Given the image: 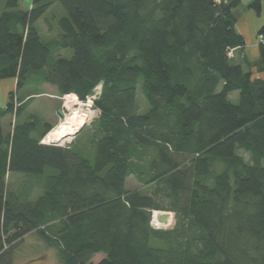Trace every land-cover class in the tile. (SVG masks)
<instances>
[{
  "label": "trees",
  "instance_id": "1",
  "mask_svg": "<svg viewBox=\"0 0 264 264\" xmlns=\"http://www.w3.org/2000/svg\"><path fill=\"white\" fill-rule=\"evenodd\" d=\"M55 1L0 0V79H15L0 107V264L31 232L62 264H264V80L238 56L240 0H58L60 33L44 41L35 25ZM248 7L260 13L261 0ZM257 35L264 70V23ZM28 80L80 98L100 86L76 150L40 143L51 126L35 136L31 118L3 132ZM129 175L171 201V228L151 226L166 208L126 189Z\"/></svg>",
  "mask_w": 264,
  "mask_h": 264
},
{
  "label": "rangeland",
  "instance_id": "2",
  "mask_svg": "<svg viewBox=\"0 0 264 264\" xmlns=\"http://www.w3.org/2000/svg\"><path fill=\"white\" fill-rule=\"evenodd\" d=\"M243 13L244 12L242 10V6L238 5V7L235 9L236 17L240 18V15H242ZM63 15H65V11L62 8L59 1L56 0L49 6L47 11L36 22L35 26L42 40L47 41L49 39H53L57 37V34L60 33L57 21ZM249 20H250L251 41H253L254 43H258L259 37L257 35V30L264 23V0H262V8L260 13H257L254 9H250ZM62 54L65 57H70L72 51L70 49H64L62 51ZM98 88H100V86ZM56 93L57 92L54 90L52 86L43 85L40 83H35L33 82V80H28L26 85L18 90L17 92L18 98L23 99V97L26 96L27 94H33V95L29 97L30 99L27 102L24 111L19 116L6 117L7 122L6 124H4V127L9 130L10 127L9 123L11 121H13L11 122V124H13L14 121L22 122L26 119L28 115H30L31 116L30 118L34 121L36 125V129H42L48 118L56 119L58 117L56 106L59 103V107H60L61 95H58ZM228 98L232 103H235L237 101V96L234 94H230ZM136 102L138 103L139 112H145L147 109V105L142 96L140 82L138 83L136 88ZM3 103H4V99L0 85V105H2ZM89 125L90 124L88 123L84 127H86L87 129ZM82 133H85V130ZM77 137L71 141V142L78 141L76 142L75 150L78 147H80V144L78 143H80V140L82 138L80 136V138L77 140ZM71 142L67 145H70ZM90 152L92 154L91 156L93 157V149H91ZM221 167H223V163L221 162H216L214 165V169L216 171H219ZM23 181H24V177L22 175L11 174L8 175L7 177L8 187L13 189H19ZM21 188L22 190L23 189L27 190L26 185H24V187ZM125 188L128 190L140 189L142 193L150 194L154 196L156 202H158L160 205L166 208L160 211H167L170 212V214L172 215L170 219L172 221L171 222L172 224L162 229L166 230L173 226L176 218L178 217L177 211L169 207L171 201L167 199L166 196L162 194L154 195L156 188L154 184L148 187H144L142 186V182L137 177H135L134 175H129L125 180ZM38 193H39L38 186H34L32 190V198H34ZM103 257H104L103 254L97 253L93 255L91 261L93 263H97ZM13 263L14 264H62L57 249L53 247L45 239L40 237L37 233L34 232L26 234L22 238V240L17 243L15 254L13 257Z\"/></svg>",
  "mask_w": 264,
  "mask_h": 264
},
{
  "label": "built area",
  "instance_id": "3",
  "mask_svg": "<svg viewBox=\"0 0 264 264\" xmlns=\"http://www.w3.org/2000/svg\"><path fill=\"white\" fill-rule=\"evenodd\" d=\"M259 40L263 42L262 35L259 36ZM98 93L99 88L97 86L84 98H80L73 92L61 95L60 107L64 112V116L58 117V121L42 136L40 142L61 147L69 144L79 131L97 116L98 109L95 108L94 101ZM157 212L159 211L153 210L151 213L150 224L152 227L165 228L172 224V221L170 220L169 223L168 219L165 224L157 221ZM169 215L172 216L170 212Z\"/></svg>",
  "mask_w": 264,
  "mask_h": 264
},
{
  "label": "crops",
  "instance_id": "4",
  "mask_svg": "<svg viewBox=\"0 0 264 264\" xmlns=\"http://www.w3.org/2000/svg\"><path fill=\"white\" fill-rule=\"evenodd\" d=\"M250 1H252V0H240V4H239L242 6V10L244 13L242 15H240V18L236 19L235 29H236L237 33H239L244 38L245 45H244L243 49L241 50V52L238 56H239V58L244 57L246 59V61L251 65L250 68H251L252 76L254 78L264 80V70H260L259 68H257V66L259 64L258 43H254L253 41H251V36H250L251 35L250 34V20H249L250 8L248 7V4ZM18 2H19V5L24 9H28L31 6V0H18ZM261 3H262V0H261ZM239 58H237V59H239ZM0 81H1L0 85H1V90H2V94H3V99H4V103L2 105H0V107H4L8 101V93L11 91H14V89H15V79H13V78L0 79ZM42 84L47 85L45 83H42ZM54 90H55V88H54ZM31 95H33V94H27L26 96L23 97V99H19L18 94H16L15 98L18 99L20 102H24L25 100H27V98L31 97ZM58 108H59V103L56 106V109H58ZM7 116H12V115L8 114L1 119V127H2V130L4 133H7L9 131L7 128L4 127V124H6V122H7L6 121ZM30 117L31 116L28 115L26 117V119H28ZM57 121H58V117L56 119L48 118L47 121L45 122V124H48L52 127ZM11 122H13V121H11ZM11 122L9 124H11ZM43 128L42 129H36L35 136H39V134H41ZM81 131H82V129L80 130V132ZM79 133L76 135V137L79 135Z\"/></svg>",
  "mask_w": 264,
  "mask_h": 264
},
{
  "label": "water",
  "instance_id": "5",
  "mask_svg": "<svg viewBox=\"0 0 264 264\" xmlns=\"http://www.w3.org/2000/svg\"><path fill=\"white\" fill-rule=\"evenodd\" d=\"M209 1H210L211 3H214L216 0H209ZM57 114H58V117H63V116H64V112H63V110H62L61 107H59V108L57 109ZM166 213H169V212H167V211H161V213L157 215V221H159V222L165 224L166 221H167V215H168V214H166Z\"/></svg>",
  "mask_w": 264,
  "mask_h": 264
},
{
  "label": "bare ground",
  "instance_id": "6",
  "mask_svg": "<svg viewBox=\"0 0 264 264\" xmlns=\"http://www.w3.org/2000/svg\"><path fill=\"white\" fill-rule=\"evenodd\" d=\"M71 122H72V121H71ZM80 122H81V120H80ZM160 213H161V211L157 212V214H160ZM166 214H168V215H167V219L169 220L168 222H170L171 217H170L169 213H166Z\"/></svg>",
  "mask_w": 264,
  "mask_h": 264
},
{
  "label": "clouds",
  "instance_id": "7",
  "mask_svg": "<svg viewBox=\"0 0 264 264\" xmlns=\"http://www.w3.org/2000/svg\"><path fill=\"white\" fill-rule=\"evenodd\" d=\"M41 143V142H40ZM43 144V143H42Z\"/></svg>",
  "mask_w": 264,
  "mask_h": 264
}]
</instances>
